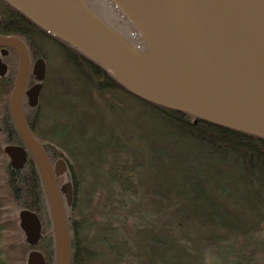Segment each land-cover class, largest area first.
<instances>
[{"label":"water","instance_id":"water-1","mask_svg":"<svg viewBox=\"0 0 264 264\" xmlns=\"http://www.w3.org/2000/svg\"><path fill=\"white\" fill-rule=\"evenodd\" d=\"M48 34L63 40L104 68L129 93L167 109L264 139V0H107L143 41L136 48L96 13L87 0H5ZM0 47L15 50L19 69L10 98L11 116L25 147L8 145L4 153L15 170L30 153L46 192L54 231L56 264H72L67 206L74 188L61 190L57 177L68 171L64 160L52 166L23 112L30 54L18 38L0 36ZM7 65L0 57V76ZM34 75L45 78V63ZM42 89L28 91L35 107ZM28 245L41 238L42 223L29 210L19 213ZM27 264H46L32 250Z\"/></svg>","mask_w":264,"mask_h":264},{"label":"trees","instance_id":"trees-1","mask_svg":"<svg viewBox=\"0 0 264 264\" xmlns=\"http://www.w3.org/2000/svg\"><path fill=\"white\" fill-rule=\"evenodd\" d=\"M0 3L10 12L4 17L7 34L21 35L29 27L41 30L5 0H0ZM65 45L68 54L66 57H74L83 66L82 78L90 92L98 93L111 105L115 99L128 100L130 107L138 106L155 115H150L145 123L137 125L143 131L138 137H143L146 141L144 151L133 148V144L130 146L132 148L115 146L111 150L118 167L114 176H110L111 181L114 182L118 173L124 176L117 179L115 193H120L121 198L118 202L114 200L116 205L112 206L116 210L111 208L109 219L112 221L115 219L113 217L123 215L128 220L126 204H135L137 195L142 192L146 193L148 203L144 205L142 196V204L138 207L145 208L150 220L142 230L136 227L135 231L154 234L157 243H166V240L172 239L171 248L177 242L181 251L188 252L189 256L197 253L198 264L205 263L202 256L199 258L200 252L205 253L206 250L226 242L234 243L239 239L243 240V246L239 248L243 253L244 250L254 253L249 248L258 249L255 241L264 239V139L137 98L104 68L70 44ZM13 55L16 56L15 53ZM0 84V91L7 94L9 81L3 80ZM109 94L112 96L110 100ZM2 104L0 157L4 158L1 150L3 144L23 145V141L12 120L7 100ZM53 133L54 139L63 141L60 145L71 146L69 142L74 136L66 125H58ZM44 147L50 154L48 147ZM70 148H67V152L72 155ZM4 161L1 176L3 182L0 180V235L3 231L2 211L8 214V210L4 208L7 201L11 200L20 210L36 213L43 225L47 226L45 230L49 234L44 230L47 238L43 243V252L52 263L54 248L49 227L51 216L37 166L31 156L20 170L13 169L7 159ZM70 172L75 190L74 201L72 207L65 206V212L72 245V264H79L83 248L77 240V223L72 213L78 205L80 184L77 178L81 171L78 174L70 169ZM110 194L109 199H114L115 194ZM121 208L125 212L120 211ZM158 214H162L168 223L163 225L158 223V219H153ZM118 231L120 230H112V233L120 238L121 233ZM150 262L161 264L154 260ZM0 264L3 263L0 261Z\"/></svg>","mask_w":264,"mask_h":264},{"label":"rangeland","instance_id":"rangeland-1","mask_svg":"<svg viewBox=\"0 0 264 264\" xmlns=\"http://www.w3.org/2000/svg\"><path fill=\"white\" fill-rule=\"evenodd\" d=\"M88 1L93 3L98 0ZM3 8L4 6L0 3V11ZM118 16L121 23L127 25V30L129 29L128 32L123 33L114 27L120 37L138 49L143 48L144 43L138 33L119 13ZM34 42L47 60L49 71L45 85L42 87L40 102L35 109L39 112L40 122L33 132L37 140L48 147L53 166L57 161L64 160L69 170L73 169L78 174L81 171L80 177L77 178L78 184H80L77 195L78 205L76 211L72 213L77 223V240L83 248L79 264H151L150 260L159 261L161 264H198L197 253L189 256L188 252L181 251L177 242H174L175 247L171 248L172 239L166 240V243H157L154 234L147 235L146 232L135 231L136 227L142 230L144 224L147 225L150 220L145 208L138 207L142 204L143 198L144 205L146 206L148 203L146 193H139L135 204H126L128 220H125L123 215L113 217L115 219L112 221L109 219L108 214L111 208L116 210L112 206L116 205L114 200L116 199L118 202L121 198L120 193H115L118 185L117 179L119 176H124V174L118 173V176L113 179L114 182L111 181L112 177L110 176H114V171L118 168L111 150L115 146L132 148L130 146L133 144V148H140L144 151L146 141L143 137H138V134L143 131L137 125L145 123L150 115H155L138 106L131 105V108L128 100L115 99L112 105L107 103L105 98L99 96L98 93L90 92L89 86L84 83L83 66L80 62H77L72 56L67 58V52L61 50L51 38L35 36ZM8 61L10 64L13 62L12 76L15 79L18 67L17 57L12 55ZM14 79L7 94L0 91V111L3 101L7 100L10 105ZM108 98L110 100L112 96L109 94ZM58 125H66L67 129L73 133L74 138L72 137L69 142L71 146L68 143H66L67 147L63 144L60 145L63 141L54 139L53 130ZM1 143L2 136L0 135V145ZM68 146L71 147L72 155L67 152ZM4 147L6 145L3 144L2 151H4ZM4 156L9 163L5 154ZM4 158L0 157L1 181L4 160H6ZM139 180L141 179L139 178ZM110 193L115 194L112 200L109 199ZM1 197L2 194H0ZM62 197L65 203L66 198ZM4 210H8V214L2 211L3 231L0 235V261L3 264H27L29 253L35 248L28 247L26 237L19 227L21 210L11 200L7 201ZM120 211H123V208ZM153 219H158V223L163 225L168 223L162 214L154 215ZM49 227L53 237L52 221ZM45 229L47 226L44 225ZM112 230H120L118 232L121 233V239L118 238L119 236H114ZM46 232L49 234L48 231ZM47 233L45 234L47 235ZM42 241L36 248L40 251L44 250L42 244L46 239ZM255 244H258V249L249 248L253 252L255 251L254 253L248 250H244L245 253H243L239 249L243 246V240L239 239L234 243L226 242L206 250L205 253L200 252L199 258L202 256L204 264H264V239L255 241ZM145 256L147 257L145 258ZM49 264H56L55 257Z\"/></svg>","mask_w":264,"mask_h":264},{"label":"flooded vegetation","instance_id":"flooded-vegetation-1","mask_svg":"<svg viewBox=\"0 0 264 264\" xmlns=\"http://www.w3.org/2000/svg\"><path fill=\"white\" fill-rule=\"evenodd\" d=\"M9 13L10 12L7 10V8H3V10L0 11V36L20 38L25 43V45L27 46V48L29 50L31 65H30V74H29V78H28V81H27L26 91H25V94L23 96V110H24V114H25V118H26L27 124H28V126L30 127V129L33 132V129L40 122L39 119H38V113L39 112H38V110H35V109H37L36 107L31 106V104H30L31 103V96L28 94V91L31 90L32 88H34L38 84L37 77L34 75V67H35L37 61L43 59L44 62H45V70H46L45 80H46V77H47V73L49 71L47 60L45 59L44 56H42L43 54L40 53L38 45H36L35 42H34V38H35V36H38L39 38L48 37V38H51L53 40V42H55V44L61 50L66 51L67 48H66V45L62 41H60L57 38H54V37L50 36L49 34H47L43 30H38V29H34V28H30L29 27V29L24 31L25 33H23L21 35H16V34H12V33L7 34L8 33L7 32L8 29H6V27H4V25H5L4 24V17L9 15ZM3 50L4 49L0 47V57L2 59V62L7 65V72H6L5 75L0 76V81L7 80V81H9L8 85L11 86L12 81L14 79V77L12 76L13 62L11 63L12 64L11 65L10 62L8 61V59L13 55V52H12V50L10 48H5V50L8 51L5 54V53H3ZM17 60H18V58H17ZM18 62H19V60H18ZM15 65H16V61H15ZM18 67H19V63H18ZM18 67H17V72H18ZM16 77H17V73L15 74L14 82L16 80ZM45 80L42 83L43 87L45 85ZM39 102H40V95H39V99H38V104H39ZM33 134H34V132H33ZM34 136L36 137L35 134H34ZM41 145L45 149V147H44V145L42 143H41ZM45 151H46V149H45ZM46 153L48 155L49 160L52 163L50 154L47 151H46ZM69 182L72 183V185H73V178H72L70 170L63 177H61V176L57 177V183H58V186H59L60 190H61V187H63L66 183H69ZM45 238H47V235L44 234V225L42 224L41 238H40L39 242L37 243V245H36L34 250L41 252L43 254L44 258H45L46 264H49V259L47 258V255L43 251H40L39 249H36L38 247V244L40 243V241H42ZM42 242H44V241H42ZM48 242H50V240H48ZM42 245H44V244H42ZM52 246L54 248V257H55L54 236H53ZM71 248H72V245H71Z\"/></svg>","mask_w":264,"mask_h":264},{"label":"bare ground","instance_id":"bare-ground-1","mask_svg":"<svg viewBox=\"0 0 264 264\" xmlns=\"http://www.w3.org/2000/svg\"><path fill=\"white\" fill-rule=\"evenodd\" d=\"M91 8L98 13L106 22H108L111 26L119 29L121 32H128L127 25H123L117 12L112 9V5L109 1H94L90 3Z\"/></svg>","mask_w":264,"mask_h":264}]
</instances>
